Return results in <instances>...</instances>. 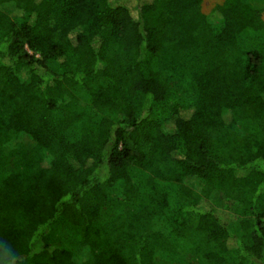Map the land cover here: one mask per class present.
I'll use <instances>...</instances> for the list:
<instances>
[{
  "label": "trees",
  "instance_id": "1",
  "mask_svg": "<svg viewBox=\"0 0 264 264\" xmlns=\"http://www.w3.org/2000/svg\"><path fill=\"white\" fill-rule=\"evenodd\" d=\"M203 2L0 0V264H264V0Z\"/></svg>",
  "mask_w": 264,
  "mask_h": 264
},
{
  "label": "rangeland",
  "instance_id": "2",
  "mask_svg": "<svg viewBox=\"0 0 264 264\" xmlns=\"http://www.w3.org/2000/svg\"><path fill=\"white\" fill-rule=\"evenodd\" d=\"M224 0H204L203 2V11L205 13H211L213 11V9L221 4ZM261 8L264 9V4H259ZM263 17H264V13H263ZM74 246H77L76 244Z\"/></svg>",
  "mask_w": 264,
  "mask_h": 264
}]
</instances>
